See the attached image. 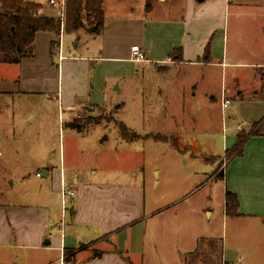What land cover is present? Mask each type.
I'll use <instances>...</instances> for the list:
<instances>
[{"label":"crops","instance_id":"1","mask_svg":"<svg viewBox=\"0 0 264 264\" xmlns=\"http://www.w3.org/2000/svg\"><path fill=\"white\" fill-rule=\"evenodd\" d=\"M137 1L105 2L106 27L98 35L104 38L103 49L98 57L91 59L90 63L94 65L89 64L84 71L83 97L64 104V110L71 112L89 103L104 104L98 92L93 97L89 87L102 90L107 85L106 78L101 83L88 76L92 71L97 72L102 60L157 66L168 73L173 72L175 79L186 69H203L210 76L220 69L226 81L229 78L233 81L229 87H224L219 97L223 113L222 148L225 152L221 160H225L227 151L237 145L241 132L257 128V124L264 127L260 126L264 123V51L256 61L238 53L241 51L239 45H247L245 37L252 30L253 21L244 20L248 16L246 13H250L251 18L264 13V0H158L151 12L146 11L145 4V10L138 18L135 16ZM108 7L127 8L131 14L125 19L108 16ZM232 19L236 20L233 29ZM261 27L264 34V24ZM57 39L58 36L50 32L38 33L35 56L15 64L19 68L18 80L0 79V94H23L33 102L35 94L40 92L24 86V83L29 80L36 82L40 76L41 47L47 49L46 66L52 64V44ZM234 43L238 45L237 51L233 47L230 49ZM74 45L78 47L80 43L75 42ZM135 45L142 47L147 61L132 60ZM66 60L64 57L62 62ZM63 67L66 69L65 64ZM230 68H235L233 73ZM241 68L245 71H240ZM139 72L132 70L130 75L136 78ZM199 84L193 88L191 84L172 85L171 81L164 89L161 88V95L167 97L158 106L161 126L158 130L137 133L142 137L140 140L152 139L147 136L155 134L174 137L176 141H180L181 134L187 132L207 133L210 138L219 134L221 130L208 116L188 117L189 100ZM209 96L210 100L216 101L214 94ZM225 100L230 101L228 108L223 106ZM233 102L235 106H232ZM246 106L251 107V111L244 116ZM240 119L242 122L232 124ZM70 128L78 132L73 125ZM252 132L248 134L245 154L233 159L223 170V219L227 227L229 222L233 223L235 237L229 244L226 240L224 264H264V132L260 135ZM188 147L191 145L185 148ZM74 154L83 155L74 149L67 151L65 145L58 148L52 143L48 149L49 158L36 171L52 193L62 195L64 186L74 192L70 206L66 212L63 210L61 218L56 206L9 202V189L4 191L0 198V264H135L145 260L148 220L158 212L148 206L145 184L128 180L126 176L119 179L118 174H114V180H109L112 173L105 172L102 160L97 168L81 162L82 159L78 163L73 161ZM3 156L0 149V162ZM43 171L48 174L43 175ZM227 190L239 198L237 216L226 212Z\"/></svg>","mask_w":264,"mask_h":264},{"label":"rangeland","instance_id":"2","mask_svg":"<svg viewBox=\"0 0 264 264\" xmlns=\"http://www.w3.org/2000/svg\"><path fill=\"white\" fill-rule=\"evenodd\" d=\"M145 1L136 2L137 18L145 10ZM44 3L42 13L59 18L60 12ZM107 14L125 19L131 11L123 7H108ZM246 14L248 16L244 20L253 21L252 30L248 28L251 31L245 37L247 45H239L241 51L238 53L256 61L264 51V34L261 31L264 13L256 18ZM235 22L232 19V29ZM75 42L80 45L75 47ZM104 43L102 36L88 33L85 29L72 34L65 32L62 54L67 60L64 63L60 60L57 46L52 64L47 67V49L41 47L40 76L36 82L28 79L29 84L24 83V86L36 88L41 93L35 94L33 102L23 94H0V149L4 152L0 162V198L8 188L9 202L56 206L61 218L65 204L66 208L70 206V197L64 200L61 194L52 193L36 171L49 158L48 149L52 143L58 148L65 145L67 151L74 149L83 154L82 157L72 156L77 163L82 159L81 162L98 168L102 160L105 172L112 173L109 180H114V174H118L119 179L126 176L128 180L145 184L148 206L158 212L148 220L145 260L135 264H224L226 240L229 244L235 237L233 223L229 222L227 227L223 219L225 186L220 175L227 159L221 160L225 152L222 148L223 113L219 97L224 87H229L233 81L231 78L226 81L220 69L211 76L203 69H186L175 79L173 72L170 74L157 66L102 60L97 72L92 71L88 76L101 83L106 78L107 85L102 90L89 87L93 97L98 92L104 104L89 103L74 111H65L64 104L83 97L84 71L91 64V59L99 56ZM232 47L238 50L237 44L234 43L230 49ZM234 69L230 68L231 73ZM132 70H139V76L131 77ZM240 71L245 70L241 68ZM19 76L18 66L0 62V79L16 81ZM171 81L172 85L191 84L193 88L200 83L197 88H192L188 117L208 116L221 130L219 134L210 138L207 133L187 132L181 134L180 141L170 136H166L172 138L167 141L153 138L136 142L125 140L122 124L139 134L160 128L158 106L167 99L161 95L160 89ZM210 94H214L218 101L210 100ZM235 105L233 102L232 106ZM249 111L251 107L246 106L243 115L247 116ZM229 113L230 110L225 116ZM236 122H242V119L232 124ZM70 125L83 129L73 131ZM256 129L264 132V127H252L244 133L249 134ZM188 145L191 147L185 148ZM132 173L136 175L131 176Z\"/></svg>","mask_w":264,"mask_h":264},{"label":"trees","instance_id":"3","mask_svg":"<svg viewBox=\"0 0 264 264\" xmlns=\"http://www.w3.org/2000/svg\"><path fill=\"white\" fill-rule=\"evenodd\" d=\"M107 0H67L65 32L72 34L81 29L88 33L101 35L106 27L104 5ZM146 0V11L151 12L154 2ZM45 3L41 0H0V62L20 64L26 58L35 56V42L40 32H50L61 35L62 21L60 18L48 16L43 12ZM58 41L52 44V55L55 54ZM209 51V49H208ZM175 57V56H174ZM264 123H261L260 126ZM74 128L82 130L78 125ZM256 127H259L257 124ZM122 137L127 141H137L142 137L122 124ZM263 131L256 129L252 132L260 135ZM156 141L169 140L163 135H148ZM249 135L241 132L237 145L227 151L226 166L233 159L245 154L246 142ZM177 144V143H176ZM210 160V159H208ZM224 178V172L220 175ZM240 201L238 196L230 190L226 192V212L230 216L239 215Z\"/></svg>","mask_w":264,"mask_h":264},{"label":"built area","instance_id":"4","mask_svg":"<svg viewBox=\"0 0 264 264\" xmlns=\"http://www.w3.org/2000/svg\"><path fill=\"white\" fill-rule=\"evenodd\" d=\"M42 1V0H41ZM44 2H46V4L52 8L57 9L60 12V16L59 18L62 21V31H61V35H60V40L58 41V52H59V57L60 60L62 61L64 59L63 56V35L65 33V19H66V11H67V0H43ZM133 51V57L132 60L136 61V62H145L147 61L146 58V54L144 52V50L142 49V47H140L139 45H135L132 48ZM230 105V101L225 100L223 103L224 108H228ZM74 195V192L67 186H64L62 189V196L64 198V200H66L68 197H71ZM65 203V202H64ZM66 204H65V212L67 211L68 208H66Z\"/></svg>","mask_w":264,"mask_h":264},{"label":"water","instance_id":"5","mask_svg":"<svg viewBox=\"0 0 264 264\" xmlns=\"http://www.w3.org/2000/svg\"><path fill=\"white\" fill-rule=\"evenodd\" d=\"M92 110H94V109H92ZM42 173H43V175H46V174H48V172H47V171H43Z\"/></svg>","mask_w":264,"mask_h":264}]
</instances>
